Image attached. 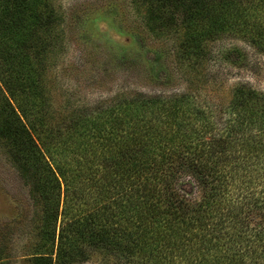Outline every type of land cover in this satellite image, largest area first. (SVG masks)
Listing matches in <instances>:
<instances>
[{
  "label": "trees",
  "instance_id": "obj_1",
  "mask_svg": "<svg viewBox=\"0 0 264 264\" xmlns=\"http://www.w3.org/2000/svg\"><path fill=\"white\" fill-rule=\"evenodd\" d=\"M127 1L150 77L182 83L62 114V15L0 0V146L36 208L28 264H264V92L236 84L222 104L199 85L224 39L264 56V0Z\"/></svg>",
  "mask_w": 264,
  "mask_h": 264
},
{
  "label": "rangeland",
  "instance_id": "obj_2",
  "mask_svg": "<svg viewBox=\"0 0 264 264\" xmlns=\"http://www.w3.org/2000/svg\"><path fill=\"white\" fill-rule=\"evenodd\" d=\"M52 1L63 18L65 47L47 74L51 110L63 114L69 105L93 110L121 93L168 94L180 86L173 80L164 87L150 77L130 35L142 41L150 37L127 0ZM213 52L207 80L199 85L214 101L226 103L230 89L240 83L264 92L263 55L236 39L216 43ZM35 211L29 187L0 146V264H28L38 224ZM82 264L100 261L92 257Z\"/></svg>",
  "mask_w": 264,
  "mask_h": 264
}]
</instances>
